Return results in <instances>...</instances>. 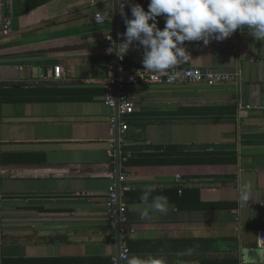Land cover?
Returning a JSON list of instances; mask_svg holds the SVG:
<instances>
[{"label": "crops", "instance_id": "0c3cea01", "mask_svg": "<svg viewBox=\"0 0 264 264\" xmlns=\"http://www.w3.org/2000/svg\"><path fill=\"white\" fill-rule=\"evenodd\" d=\"M23 4L0 0V29L10 24L0 33V264H114L120 254L109 220L114 184L133 230L126 237L131 256L241 264L242 250L255 255L256 233L264 229V41L245 29L207 47L185 42L192 60L175 69L212 70L231 81L129 88L136 109L122 154L112 159L117 114L104 100L103 82L114 45L124 42L121 12L129 19L132 4L147 12L150 0H50L26 14ZM97 14L104 24L96 23ZM153 22L164 29V16ZM143 53L134 43L129 64L145 69ZM168 146L236 161L126 165L133 155H124L127 147L151 153ZM249 180L252 201L241 207L239 182ZM146 185L168 198L166 215L141 220L132 209ZM189 248L194 253L184 254Z\"/></svg>", "mask_w": 264, "mask_h": 264}, {"label": "clouds", "instance_id": "9594fccd", "mask_svg": "<svg viewBox=\"0 0 264 264\" xmlns=\"http://www.w3.org/2000/svg\"><path fill=\"white\" fill-rule=\"evenodd\" d=\"M131 13L133 18L128 19L127 14L121 12L126 32L121 34L124 42L114 45V49L123 59L134 43L142 46V63L146 72L154 74L153 79L158 75L172 79L173 69L191 62L192 57L183 46L185 42L202 41L207 47L213 40L222 42L237 30L245 29L257 41H264V0H150L147 12L142 6L132 4ZM161 16L165 17L163 30L156 22L149 23ZM239 183L238 202L246 207L252 201L254 185L250 180ZM155 191L154 185H146L141 189V203L132 206L141 220L152 219L155 213H168V198L153 196ZM160 251L162 253L163 249ZM194 251L189 248L184 254L192 255ZM122 259L126 264H167L163 255L122 256ZM241 264H264V238L257 237L255 255L242 250Z\"/></svg>", "mask_w": 264, "mask_h": 264}, {"label": "built area", "instance_id": "2783aa9c", "mask_svg": "<svg viewBox=\"0 0 264 264\" xmlns=\"http://www.w3.org/2000/svg\"><path fill=\"white\" fill-rule=\"evenodd\" d=\"M131 16L129 19H132ZM95 21L98 24H104L105 18L101 14H97ZM10 28L9 23L1 26L0 33L7 34ZM110 45H113L110 38ZM54 76L61 77V68H54ZM153 73L146 72V69H130L125 65V59H120L118 55L109 64L108 77L103 82L104 100L109 108L117 114V120L113 128L117 131V136L110 142L109 155L112 159L116 157L117 150L122 154V147L127 143L126 135L130 130L128 118L135 112V104L128 96V89L137 86H208L215 87L227 84L231 81L229 75L220 74L212 70H203L199 68L173 69L170 73L172 79H168L167 75L157 76L153 79ZM247 109H252L247 107ZM129 155L124 158L126 161ZM109 220L110 225L117 231L120 241V254L112 258L114 264L123 262L122 256H131L130 248L126 243L127 235L132 232L129 219L127 216V205L123 198L122 189L114 184L109 189ZM238 233L241 227H237ZM257 237L264 238V229H260L256 233Z\"/></svg>", "mask_w": 264, "mask_h": 264}, {"label": "trees", "instance_id": "16d2710c", "mask_svg": "<svg viewBox=\"0 0 264 264\" xmlns=\"http://www.w3.org/2000/svg\"><path fill=\"white\" fill-rule=\"evenodd\" d=\"M50 0H24L22 14L29 13L35 9L42 7L43 5L49 3ZM125 65L130 69H138L132 67L129 64L130 56L126 55L124 57ZM47 89V88H43ZM55 88H51L49 91L52 92ZM5 90H2V97L5 95ZM128 151L132 152L133 155L126 162L127 166H165V165H208V164H226L234 163L236 160L227 159L226 154L223 153H200V154H188L181 150L179 147L168 146L163 149L148 153L141 152L133 147H127L123 149V153Z\"/></svg>", "mask_w": 264, "mask_h": 264}, {"label": "water", "instance_id": "95a60500", "mask_svg": "<svg viewBox=\"0 0 264 264\" xmlns=\"http://www.w3.org/2000/svg\"><path fill=\"white\" fill-rule=\"evenodd\" d=\"M10 8L8 6V3L5 2V17L6 18H11L10 12H9Z\"/></svg>", "mask_w": 264, "mask_h": 264}]
</instances>
